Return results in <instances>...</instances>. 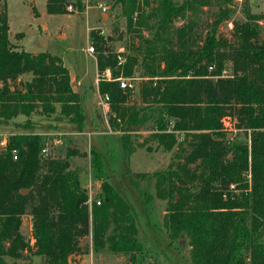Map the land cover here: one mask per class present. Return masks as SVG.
<instances>
[{
	"label": "trees",
	"instance_id": "16d2710c",
	"mask_svg": "<svg viewBox=\"0 0 264 264\" xmlns=\"http://www.w3.org/2000/svg\"><path fill=\"white\" fill-rule=\"evenodd\" d=\"M118 1L129 8L123 10L128 21L124 50L111 48L112 37L99 29H92L90 37L98 74L108 68L111 78H138L139 102L131 101L133 89L122 88L118 80L97 82L98 91L109 95L114 113L109 121L122 131V151L128 156L134 150L129 134L139 129L150 130L157 146L173 148L167 168L153 174L154 186L166 201L164 225L171 236L188 237L191 264H264V34L259 17L245 10L244 20L232 21L230 39L219 32L232 11L230 0ZM70 3L81 8L80 0H46V11L72 12L66 9ZM205 6L217 10L200 34ZM177 19L182 23L176 25ZM8 29L2 0L0 124L23 114L26 122L20 125L29 128L31 114L50 116L58 107L60 119L83 130V95L73 89L61 57L14 47ZM227 68L230 72L223 74ZM24 74L31 77L23 80ZM231 118L233 127H228ZM229 129L245 139L228 136ZM44 144L45 138L32 132L8 134L0 146V264H30L18 262L28 253L42 255L44 264H69L71 255L84 250L81 240L88 235L94 249L143 252L135 206L108 182L101 184L100 203L90 205L69 161L77 151L69 147L63 157L51 151L43 155ZM99 161L96 157V172ZM143 194L141 212L147 218L153 195ZM25 214L32 220V242L20 229Z\"/></svg>",
	"mask_w": 264,
	"mask_h": 264
},
{
	"label": "rangeland",
	"instance_id": "374dc122",
	"mask_svg": "<svg viewBox=\"0 0 264 264\" xmlns=\"http://www.w3.org/2000/svg\"><path fill=\"white\" fill-rule=\"evenodd\" d=\"M5 2L10 43L18 49L22 48L30 52L48 51L61 57L69 69L73 89L83 95L85 115L83 130L89 128V131L97 132H90L89 139L86 135L75 138L70 134H65L62 136V144L49 146L51 154L55 157H63L69 147L75 149L77 152L69 157L70 165L71 168L78 170L80 183L87 188L91 200L100 199L101 184L108 182L135 206L139 214L137 237L143 246V252L113 253L107 246L94 249L88 235L81 240L84 250L71 255L69 264H191L188 237L184 234L171 236L164 225L166 201L156 194L154 186L153 174L167 168L173 155V148L165 150L157 146L156 141L149 137L150 130L139 129L129 134L134 140V150L130 155L125 156L119 142L122 131L115 130L109 121V118L114 116L113 110L109 106V110L104 115V112H99L100 109L96 104L98 101L96 91L98 88L95 84V78L98 75L95 65L96 51L90 54L86 49L88 45H92L90 31L92 29L103 30L105 35L112 37L108 42L111 48L124 50L128 21L123 10L129 11V8L118 0H87V4L80 3L81 8L72 12L48 13L46 0H5ZM98 3L107 8L103 15H100ZM230 6L232 11L229 18L219 25L220 34L232 39V21L244 20L245 10L259 17L258 24L261 33L264 34V0H230ZM216 10L217 7L213 6L203 7L197 25V31L200 34H204L206 22L211 20L212 13ZM136 13L137 11H134L133 16ZM181 23L179 19L175 21L176 25ZM229 72L227 68L223 74ZM135 75L138 73L136 72ZM30 77V74H24L21 79L26 80ZM78 80L79 83H77ZM133 81L137 84L138 78ZM131 99L133 102H139L137 86L132 91ZM58 113L59 108L57 107L56 113L50 116L31 114L29 128L12 122L1 123L0 139L11 133H38L40 131H42L41 137L45 138L48 136L45 132L74 128L73 125L60 119ZM96 113L101 120L89 125L92 117H96ZM14 120H21V123H25L26 117L19 114ZM102 121L105 124L104 127L100 125ZM232 122V118L227 120V126L233 127ZM107 123L112 132L104 133L108 128ZM229 130L227 131L228 136L245 139L241 132ZM96 157L100 160L98 172L94 167ZM247 177L249 178L250 174ZM88 183L91 184V188H88ZM145 192L153 195L152 210L147 218L141 212V202ZM20 229L24 236L32 242V220L29 215H23ZM27 255L24 261L19 260L18 262L44 264L42 255H31V253Z\"/></svg>",
	"mask_w": 264,
	"mask_h": 264
},
{
	"label": "built area",
	"instance_id": "2783aa9c",
	"mask_svg": "<svg viewBox=\"0 0 264 264\" xmlns=\"http://www.w3.org/2000/svg\"><path fill=\"white\" fill-rule=\"evenodd\" d=\"M81 3H85L87 4V0H80ZM97 7L100 8V15L105 13L106 12V6L104 5H101L100 3L97 4ZM66 9L68 11H74V10H77L76 7H73L72 3L68 4ZM100 34L102 36H106L105 35V32L103 30L100 29ZM87 51L91 54L93 51H94V48L93 46L90 44L87 46ZM119 51H123V49L119 50ZM118 58L121 60L120 56H118ZM98 74V73H97ZM96 74V75H97ZM100 78H105V79H114V80H118L119 81V85L122 87V88H125V87H128V88H131L134 90V88L136 87V84H135V81L131 80V79H126V78H123V77H116V78H111V73H110V70L108 68H106L100 75L98 74L97 77L95 78V84L97 86V82ZM97 95H98V101H97V105L103 110L104 114L106 115V112L109 110V95L107 93H100L98 90H97ZM107 130L104 132H112L111 130V127L109 126V124L107 123ZM91 131H85L83 132V130H76L75 132H62V131H51V132H45L46 135H48L47 137H45V144L43 146V148L41 149V153L43 155H47L49 153V146L50 145H59V144H62L63 143V140H62V136L63 135H67V134H77V135H86L87 138L89 139V134H90ZM72 133V134H71ZM49 136H52V138H48ZM6 145V137H2L0 139V146L3 147ZM12 153H13V158L16 159L17 158V155H16V150L13 149L12 150ZM90 182V181H89ZM88 188H91V184L88 183ZM91 194V193H90ZM91 198H90V195H89V192H88V203L91 205ZM96 203H100L99 200H96Z\"/></svg>",
	"mask_w": 264,
	"mask_h": 264
},
{
	"label": "crops",
	"instance_id": "0c3cea01",
	"mask_svg": "<svg viewBox=\"0 0 264 264\" xmlns=\"http://www.w3.org/2000/svg\"><path fill=\"white\" fill-rule=\"evenodd\" d=\"M87 48V47H86ZM89 53V52H88ZM96 65V64H95ZM96 72H97V68H96ZM70 73V72H69ZM77 83H79V80L77 81ZM97 91V90H96ZM97 104V103H96ZM98 106V105H97ZM98 108L100 109L99 110V112L100 113H103V110L98 106ZM97 115H98V113H96V117H92V120L90 121V124L89 125H91V123L92 124H96V122L95 121H100L101 119L99 118V117H97ZM105 115V114H104ZM103 118V117H102ZM20 123H21V120H18V121H13V124H18V125H20ZM100 125L102 126V127H104L105 126V124H104V122L102 121L101 123H100ZM58 131H62V132H68V133H70V132H75L76 131V129H74V128H72V129H70V130H58ZM85 131H89V128L87 129V130H83V132H85ZM91 132H94V131H91ZM38 133H42V131H40V132H38ZM94 133H97V132H94ZM72 134V133H71ZM101 134V133H100ZM72 136H74L75 138H76V136H81V135H77V134H72Z\"/></svg>",
	"mask_w": 264,
	"mask_h": 264
},
{
	"label": "water",
	"instance_id": "95a60500",
	"mask_svg": "<svg viewBox=\"0 0 264 264\" xmlns=\"http://www.w3.org/2000/svg\"><path fill=\"white\" fill-rule=\"evenodd\" d=\"M101 15H103V14H101Z\"/></svg>",
	"mask_w": 264,
	"mask_h": 264
}]
</instances>
